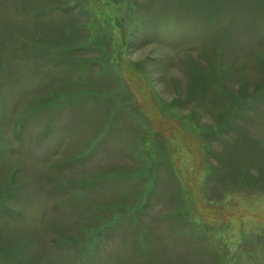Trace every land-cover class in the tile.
Wrapping results in <instances>:
<instances>
[{"label":"rangeland","instance_id":"1","mask_svg":"<svg viewBox=\"0 0 264 264\" xmlns=\"http://www.w3.org/2000/svg\"><path fill=\"white\" fill-rule=\"evenodd\" d=\"M0 264H264V0H0Z\"/></svg>","mask_w":264,"mask_h":264}]
</instances>
